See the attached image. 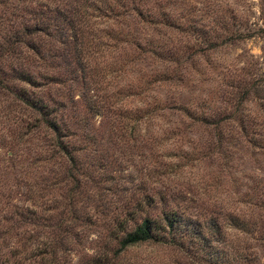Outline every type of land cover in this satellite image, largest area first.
Masks as SVG:
<instances>
[{
  "label": "rangeland",
  "instance_id": "rangeland-1",
  "mask_svg": "<svg viewBox=\"0 0 264 264\" xmlns=\"http://www.w3.org/2000/svg\"><path fill=\"white\" fill-rule=\"evenodd\" d=\"M186 2L194 5L191 15L203 23H208L216 4L242 17L243 27L257 31L264 23V0ZM241 66L264 76V31L204 55L197 54L194 65L185 69V83L174 89L180 92L179 98L198 103V111H209L221 104L222 77L227 81L228 72ZM124 69L117 76L107 72L104 77L93 69V78L99 82L93 84L91 80L84 85L77 71V82L67 91L68 97L77 100L80 117L89 121L87 133L95 141L91 143L77 135L73 138L78 145L69 152L94 179L81 186L82 195L78 192L73 196L77 205L74 208L69 207L64 186L50 184L54 172H59L58 165L42 158L31 164L34 156H44L47 143L41 133L32 137V131L18 125L20 117L27 120V112L17 105L14 95L0 87V172L6 188H10L1 190L9 194L1 197V202L8 200V204L0 205V264H264V209L242 201L246 180L238 160L241 152L230 150V162L215 150H209V158L181 159L183 152L202 149L208 132L191 129L171 133L164 130L159 116L152 119L151 126L140 119L133 129L120 128V121H124L118 118L120 114L141 107L148 93L161 97L168 88L163 84L147 88L138 82V74L129 65ZM69 84L65 81L62 90ZM133 84L145 87L140 89L143 98L129 94ZM258 102L260 99L252 97L243 100L237 110L264 114V106L258 107ZM89 104L100 107L88 109ZM118 105L121 110L115 109ZM226 163L232 168L228 169ZM253 173L259 174L264 184V172L255 169ZM23 177L36 182L35 191L29 195L17 180ZM155 189L174 190L177 195L170 204L175 203L178 209L199 220H215L219 234L207 232L209 243L203 248L200 241L190 243V248L154 241L119 248L114 220L122 218L136 200ZM83 192L89 199H84ZM229 214L254 219L255 227L241 230L231 226Z\"/></svg>",
  "mask_w": 264,
  "mask_h": 264
},
{
  "label": "trees",
  "instance_id": "trees-1",
  "mask_svg": "<svg viewBox=\"0 0 264 264\" xmlns=\"http://www.w3.org/2000/svg\"><path fill=\"white\" fill-rule=\"evenodd\" d=\"M186 1L0 0V87L14 95L17 105L27 112V120L20 117L18 125L32 131V137L41 133L47 143L44 156L38 153L40 157L34 156L31 164L42 158L58 165L59 172H54L50 184L64 186L70 208L77 206L73 196L78 192L82 195L81 186L94 181L90 171L81 169L77 156L69 152L78 145L73 138L77 135L91 143L95 141L87 133L89 121L80 117L77 100L68 97L67 91L77 82V71L83 85L91 80L97 84L93 69L103 77L107 72L117 76L129 65L138 74V82L147 88L161 84L168 88L161 97L148 93L141 107L120 114L118 118H124L120 128L133 129L140 119L151 126L152 119L159 116L164 130L171 133L191 129L208 132L203 148L183 152L181 159L209 158V150H215L230 162V150L240 151L241 175L246 180L242 201L264 209V184L259 174L253 173L255 169L264 172V114L237 110L243 100L251 97L260 99L258 107L264 106V76L242 66L234 68L228 72L227 81L222 77L221 104L209 111H198V103L179 98L180 92L174 89L185 83V69L194 65L197 54L204 55L264 31V23L257 31L243 27L242 17L228 8L222 10L216 2L208 23H203L191 15L194 5ZM65 81L70 84L62 90ZM130 88V95L144 97L141 90L145 87L133 84ZM115 107L121 110L119 105ZM226 166L232 168L229 163ZM17 180L25 187V194L35 191L32 178ZM4 188L6 180L0 172V205L6 206L8 200L1 202V197L9 194L1 192ZM84 194V199H89ZM176 195L174 190H152L136 200L122 218L115 219L119 248L142 241L187 245L186 248L200 241L201 248L208 246L207 232L219 234L218 223L209 218L199 220L178 209L175 203L170 204ZM55 202L52 200V204ZM227 218L231 226L241 230H250L256 224L254 219H239L232 214Z\"/></svg>",
  "mask_w": 264,
  "mask_h": 264
}]
</instances>
